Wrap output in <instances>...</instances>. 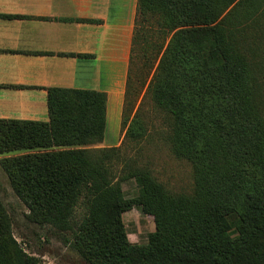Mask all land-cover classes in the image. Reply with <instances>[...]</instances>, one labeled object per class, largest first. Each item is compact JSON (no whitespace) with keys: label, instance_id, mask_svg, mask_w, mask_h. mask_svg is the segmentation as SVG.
Wrapping results in <instances>:
<instances>
[{"label":"trees","instance_id":"obj_1","mask_svg":"<svg viewBox=\"0 0 264 264\" xmlns=\"http://www.w3.org/2000/svg\"><path fill=\"white\" fill-rule=\"evenodd\" d=\"M257 5L138 0L129 63L153 69L147 93L175 121L166 141L176 156L198 165L192 196L169 193L128 157L125 178L135 179L139 194L123 199L112 184L111 160L120 149L90 147L104 138L102 92L49 89L48 122L0 119V162L34 217L55 218L67 228L78 197H86L88 209L75 235L89 264H264V193L250 194L238 213L217 202L219 186L213 184L231 167V155L264 174L260 88L240 51L261 16H255ZM130 78L128 73L125 94ZM221 107L242 118L232 134L215 125L214 110ZM136 113L124 136L139 143L144 130ZM133 206L153 219L144 245L130 244L121 223ZM10 251L0 232V264H11Z\"/></svg>","mask_w":264,"mask_h":264},{"label":"rangeland","instance_id":"obj_2","mask_svg":"<svg viewBox=\"0 0 264 264\" xmlns=\"http://www.w3.org/2000/svg\"><path fill=\"white\" fill-rule=\"evenodd\" d=\"M258 12L261 16L250 26L252 29L249 27L247 30L246 43L248 44L243 45L245 49L240 48V51L246 55L248 67H252L256 85L260 88L258 96L261 95V97H258V101L264 122V0H258L255 16ZM128 73H131V78L128 93L124 92L119 126H109L106 146H102V140L90 147L120 149L117 157L111 160L112 166L116 168V177L112 184L119 186L124 200L134 199L139 194L135 179L125 178L124 169L128 157H131L136 165L149 170L151 176L169 193L192 196L196 188L198 165L188 158L176 156L171 145L166 141L171 125L172 130L175 129V121L170 118L172 116L167 112L168 109L159 108L147 93L153 69L149 72L140 70L139 64L136 63L129 65ZM214 106L218 108L217 105ZM229 106L235 107L232 102ZM136 112L140 119L139 121L137 118V122L144 130L143 139L139 143L125 139L124 136L128 124L137 115ZM220 112L217 109L214 110L216 127H220L222 134H232L235 129L234 121L240 123L242 118L233 113L231 108L224 110L221 107ZM198 114H200L199 110ZM125 119L128 122L124 125L122 121ZM219 119L221 123H218ZM122 142H124L123 145ZM231 162L232 165L227 173L217 176L213 184L216 187L219 186L217 202L239 213L244 210L250 194L257 191L261 195L264 193V174L233 155H231ZM13 182L14 180L10 178L0 162V219L5 224V228H0V232L11 249L9 254L11 264H89L77 249L79 244L75 235L88 209L86 197L84 195L78 197L71 211L68 227L61 228L55 218L44 221L41 217H34L16 192L18 187ZM121 223L127 235V241L132 245L146 244L149 234L154 232L152 217L142 213L138 206L123 212Z\"/></svg>","mask_w":264,"mask_h":264},{"label":"crops","instance_id":"obj_3","mask_svg":"<svg viewBox=\"0 0 264 264\" xmlns=\"http://www.w3.org/2000/svg\"><path fill=\"white\" fill-rule=\"evenodd\" d=\"M138 0H0V119L48 122L47 91L102 92L119 126Z\"/></svg>","mask_w":264,"mask_h":264}]
</instances>
